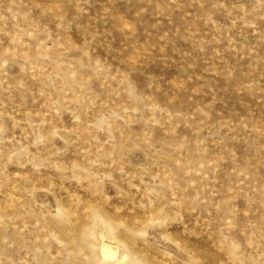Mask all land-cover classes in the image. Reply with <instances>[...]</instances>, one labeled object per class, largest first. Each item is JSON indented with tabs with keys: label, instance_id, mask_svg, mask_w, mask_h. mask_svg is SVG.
<instances>
[{
	"label": "rangeland",
	"instance_id": "rangeland-1",
	"mask_svg": "<svg viewBox=\"0 0 264 264\" xmlns=\"http://www.w3.org/2000/svg\"><path fill=\"white\" fill-rule=\"evenodd\" d=\"M0 264H264V0H0Z\"/></svg>",
	"mask_w": 264,
	"mask_h": 264
},
{
	"label": "bare ground",
	"instance_id": "bare-ground-1",
	"mask_svg": "<svg viewBox=\"0 0 264 264\" xmlns=\"http://www.w3.org/2000/svg\"><path fill=\"white\" fill-rule=\"evenodd\" d=\"M118 248L114 244L108 242H102L100 252L102 257L106 260H112L117 257Z\"/></svg>",
	"mask_w": 264,
	"mask_h": 264
}]
</instances>
